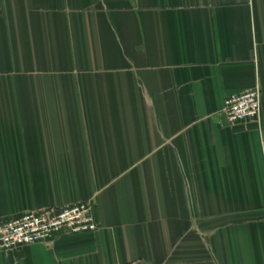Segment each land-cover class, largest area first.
Masks as SVG:
<instances>
[{"label":"crops","instance_id":"obj_1","mask_svg":"<svg viewBox=\"0 0 264 264\" xmlns=\"http://www.w3.org/2000/svg\"><path fill=\"white\" fill-rule=\"evenodd\" d=\"M89 199L0 264H264V0H0V224Z\"/></svg>","mask_w":264,"mask_h":264},{"label":"built area","instance_id":"obj_2","mask_svg":"<svg viewBox=\"0 0 264 264\" xmlns=\"http://www.w3.org/2000/svg\"><path fill=\"white\" fill-rule=\"evenodd\" d=\"M223 113L231 126H260L263 117L259 86L227 97ZM95 205V200L89 199L62 207L26 211L21 216L0 224V249L9 251L36 243H47L62 232H94L99 228Z\"/></svg>","mask_w":264,"mask_h":264}]
</instances>
